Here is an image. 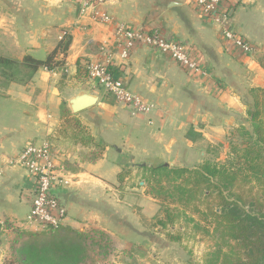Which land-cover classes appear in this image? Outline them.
Instances as JSON below:
<instances>
[{"label":"crops","instance_id":"obj_1","mask_svg":"<svg viewBox=\"0 0 264 264\" xmlns=\"http://www.w3.org/2000/svg\"><path fill=\"white\" fill-rule=\"evenodd\" d=\"M224 7L226 18L220 20L221 13L200 16L193 0H107L102 9L115 22L158 30L188 46L205 72L187 74L146 47L116 59L114 76L153 106L141 114L118 104L87 77L86 64L100 58L101 47L116 54L114 24L94 21L91 9L81 14L78 0H0V57L45 60L64 36L70 40L62 67L39 69L24 84L0 77V218L18 225L0 237V264L11 241L37 231L25 225L33 181L8 160L25 144L43 139L62 153L65 165L68 185L54 189L66 211L61 230L102 234L118 254L109 264H188L180 246L153 227L160 207L136 174L142 165H200L235 128L248 126L250 90L264 89V0H226ZM222 29L242 35L257 51L239 54L222 40ZM79 94L95 103L74 114L68 100ZM62 109L103 148L75 139L85 134L72 138ZM124 169L130 173L119 182Z\"/></svg>","mask_w":264,"mask_h":264},{"label":"trees","instance_id":"obj_2","mask_svg":"<svg viewBox=\"0 0 264 264\" xmlns=\"http://www.w3.org/2000/svg\"><path fill=\"white\" fill-rule=\"evenodd\" d=\"M69 44V38L64 36L45 60L25 56L17 62L0 57V77L24 84L39 69L60 68ZM59 53L62 59L57 61ZM259 93L264 97V89L250 90L253 104L247 109L249 130L239 126L230 133L229 157L225 161H206L194 168L164 165L137 168L145 194L160 207L153 227L165 233L171 242H178L180 239L172 234L173 230L178 221L187 220L192 230L201 229L208 234L210 227L212 234H217L226 245L225 252L218 248L212 253L213 259L206 255L204 264H264V100H258ZM72 116L69 110L62 109L63 124L74 130L72 138L85 134L75 139L83 145L95 146ZM96 146L103 148L99 143ZM129 171L122 170L118 181L122 182ZM72 234L74 239L58 237L40 247L26 245L21 249L19 263L78 264L83 247L76 240H81L83 234Z\"/></svg>","mask_w":264,"mask_h":264},{"label":"built area","instance_id":"obj_3","mask_svg":"<svg viewBox=\"0 0 264 264\" xmlns=\"http://www.w3.org/2000/svg\"><path fill=\"white\" fill-rule=\"evenodd\" d=\"M198 14L205 18H214L221 13L220 20L226 18L224 6L226 0H193ZM107 0H78L80 13L92 10V19L102 24H114V44L116 54H110L101 47L100 58L86 64V73L90 82L97 84L118 104L141 114H149L153 106L130 93L122 80L114 76L113 68L118 60H126L137 47H146L164 55L176 63L185 73L204 75L205 72L194 60L188 46L164 38L158 30L131 28L115 22L102 7ZM225 11V12H224ZM220 36L239 54L251 56L257 48L242 35L232 30L222 29ZM10 167L21 168L28 172L33 181V197L26 217L25 225L40 228L42 231L59 230L65 220L66 211L54 195L57 186H67L65 165L62 153L48 139L25 144L8 160ZM18 228L15 222L0 218V237L12 233Z\"/></svg>","mask_w":264,"mask_h":264},{"label":"rangeland","instance_id":"obj_4","mask_svg":"<svg viewBox=\"0 0 264 264\" xmlns=\"http://www.w3.org/2000/svg\"><path fill=\"white\" fill-rule=\"evenodd\" d=\"M257 97L260 102L264 100L263 94L261 93H259ZM252 104H253V98H252V103L250 105ZM246 116L248 121V115ZM246 128L249 130V123L248 126H246ZM229 142L230 140L228 139L224 145H220V144L216 145L212 149V153L209 156V160H205L203 162L225 161L229 157L228 156ZM94 143H95V146L93 145L94 148L99 150V147L96 146L98 142H94ZM136 176L140 181L141 177L138 170ZM168 203L169 201L165 202L164 204H168ZM170 207L174 208L173 205H171ZM190 214L191 213L189 212L188 215ZM201 226H204L205 228L209 227L205 224H202ZM179 227H182L183 229H179ZM190 227L191 224L187 220L186 221L181 220L176 223L175 229L173 230L172 234L174 236L179 237L180 240L178 242H171V240L165 237V233L163 234L165 240L180 246V248L183 251L182 260H184V262H187L188 264H204V259L206 258V255H208L207 257L209 259H213V257H211L212 253L218 250V248L221 249L222 252H225V250L227 249L225 247L226 245L224 246V243H222L220 237L215 233L212 234L210 227L208 234L206 233V231H203L201 229L192 230ZM21 234H19V240L15 242L11 241L7 258L5 259L6 260L5 264H20L19 263L20 261H18L20 259L19 255L21 249L24 248L26 245H36L40 247L42 244L51 242L53 239L58 237H62L64 239H69V238L74 239L72 233H69L61 229L58 230L57 232H49V231L47 232V231H42V229L40 228H37V231H35L34 233L22 232ZM76 242L81 243L83 247L82 257L78 264H109L113 259L115 260L116 256L118 257V254L113 253V249L110 245V241L108 242L106 238H103L98 233H95L93 235L83 234L82 239L81 240L77 239Z\"/></svg>","mask_w":264,"mask_h":264},{"label":"water","instance_id":"obj_5","mask_svg":"<svg viewBox=\"0 0 264 264\" xmlns=\"http://www.w3.org/2000/svg\"><path fill=\"white\" fill-rule=\"evenodd\" d=\"M94 103L95 99L86 94H79L68 100V105L74 114L85 110L86 108L92 106Z\"/></svg>","mask_w":264,"mask_h":264}]
</instances>
